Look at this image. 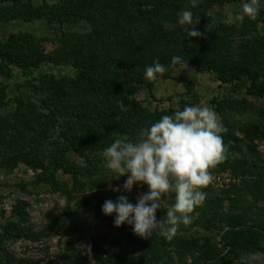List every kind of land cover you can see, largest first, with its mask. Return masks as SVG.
<instances>
[{
  "label": "rangeland",
  "instance_id": "rangeland-1",
  "mask_svg": "<svg viewBox=\"0 0 264 264\" xmlns=\"http://www.w3.org/2000/svg\"><path fill=\"white\" fill-rule=\"evenodd\" d=\"M117 1L76 0V9L65 11L71 8L60 0H33L19 9L21 19L6 21L2 16L16 6L0 1V43L12 44L14 54L32 65L24 69L13 64L12 79L0 75V237L13 222L12 228L30 234L0 241L8 264H70L72 251L78 264H98L93 239L100 236L115 264L154 259L155 264H213L233 251L224 240H230L231 232L264 225V139L247 132L253 127L264 131V0H258L254 19L242 21L236 19L241 0H199L196 8L189 0H125V9ZM180 9H190L193 20L199 19L195 27L201 37L189 40L177 23ZM92 51L116 61L117 67L111 64L108 72L89 73L93 82L80 80L74 60ZM173 56L180 58L176 65L171 64ZM192 57L198 63L187 66ZM157 60L165 62L167 70L152 81L142 78L145 67ZM225 73L235 79L225 82ZM42 76L65 79V85L76 82L83 90L68 112L80 107L87 118L68 121V130L62 118L57 124L45 117L48 112L40 106L48 94L33 90ZM97 85L109 88L108 98ZM31 102L38 111L31 112ZM186 105L208 106L217 113L225 129L222 158L208 170L211 179L200 189L204 201L172 239L158 231L149 238L134 234L138 241L150 242L146 252L147 246L131 237V226L116 228L113 217L101 208H79L76 203L126 195L135 204L147 186L124 192L127 177L103 168V150L119 134L135 140L140 128ZM64 132L74 138L75 149ZM77 144L85 147L88 160ZM19 153L32 164H10ZM109 185L121 191L113 192ZM174 195L163 194L158 221L174 203ZM18 206L24 209V220L15 219ZM234 215H244V224L232 227V219H227ZM74 227L82 232H74ZM230 264H264V251Z\"/></svg>",
  "mask_w": 264,
  "mask_h": 264
},
{
  "label": "clouds",
  "instance_id": "clouds-1",
  "mask_svg": "<svg viewBox=\"0 0 264 264\" xmlns=\"http://www.w3.org/2000/svg\"><path fill=\"white\" fill-rule=\"evenodd\" d=\"M199 0H189L191 8ZM258 13V0H241L237 20L254 19ZM177 23L187 32L189 40L201 37L196 30L199 19L193 20L190 9L177 12ZM194 25V26H193ZM179 57L173 56L176 65ZM158 60L146 66L144 78L152 81L166 71ZM224 126L217 113L208 106H184L172 115H163L154 123L139 129L135 140L119 134L102 152V166L119 178L126 176L122 189L130 193L136 185H146L147 192L130 203L126 195L115 201L106 200L101 206L105 216L113 217L116 228L131 226L133 234L149 238L154 231L172 239L178 227L191 222V213L205 199L200 189L211 179L209 169L221 158ZM118 178V179H119ZM110 181V180H109ZM109 188L120 192L121 188ZM174 193V203L166 209L163 219L157 220L163 194Z\"/></svg>",
  "mask_w": 264,
  "mask_h": 264
},
{
  "label": "trees",
  "instance_id": "trees-1",
  "mask_svg": "<svg viewBox=\"0 0 264 264\" xmlns=\"http://www.w3.org/2000/svg\"><path fill=\"white\" fill-rule=\"evenodd\" d=\"M1 2H5V1H11L14 2L16 7H13L12 9H10L9 11H6V15L2 16L1 19H3L4 21L6 20H10V19H21V16L19 15L18 12H20V8H27L29 5H32V1L33 0H0ZM63 4H65L67 7L66 8H71V10H65V11H72V9H76V0H60ZM107 3L109 2V4H111V0H106ZM117 1V0H116ZM188 1V0H186ZM235 1V0H234ZM236 1H240V0H236ZM118 7L125 9L128 7L129 3H126L125 0H118ZM137 1H134L135 4ZM33 9V8H32ZM116 13L119 12L118 9L115 10ZM9 17V18H7ZM98 30V29H97ZM99 36H103L104 32H101L100 30H98V33H96ZM77 36V34H76ZM92 37V36H91ZM107 39H109L108 36H106ZM98 38V37H97ZM107 43V41H105ZM107 45V44H106ZM14 48L13 45L10 44L8 42V44H3L0 43V75L4 76L6 79H12L13 78V74H12V65L13 64H19V66H21L22 68H26L27 66L31 65L30 62L26 61L24 58L15 55L13 52ZM102 54H107V53H102ZM75 55H80V54H75ZM110 57V56H109ZM108 57V58H109ZM74 59V58H73ZM39 60V59H38ZM192 61H188L187 62V66H189L190 64H197L198 62H196L195 58L192 57L191 59ZM27 62V63H23ZM75 62L73 63L75 68L77 69V72L79 73V78L80 80H85L87 79V81L89 80L90 82H93V79L89 76V73H97L99 70H105L106 72H108L111 64L115 65L114 69H116L117 64L115 63L116 61L113 60H108L107 61V57L103 58L101 54L96 53V51H92L91 55L88 56L87 58H78L74 60ZM40 61H37L36 64H38ZM161 64L165 65V62H163L162 60L160 61ZM32 66V65H31ZM226 78L224 79L225 82H232L233 77L232 76H228V74L225 73ZM142 78H144V73L142 75ZM71 81V80H70ZM138 83L141 81L139 78L136 80ZM144 81V80H142ZM69 82V80H68ZM73 83L70 85H65L66 84V80L62 79V80H54L51 77H47V76H42L40 77V81L39 84L37 86L33 85L34 88L33 90L35 91V93L37 94H42L45 93L48 94L45 99L42 101L41 103V109H45L46 112H48V114L45 115V117H49L51 121H53L54 123H57L60 121L58 120V118H62L64 123H69L68 121H75V120H84L87 118V114L86 112H83V110L80 109V107H75V109L73 110V112L69 113V105H71V103L74 101V99H77V92H80L81 95V91L83 90L82 88L79 87V85L74 82L71 81ZM131 85V82H129L128 86ZM150 88L151 83L148 81L147 84ZM98 87H96V89H103L104 90V96L103 98L107 97L110 95L109 94V88H106L105 85H97ZM128 86H126L127 91L132 90V88L130 89ZM107 89V90H105ZM85 91V90H84ZM86 92V91H85ZM29 108L31 110V112H36L38 111V106L35 105L33 102H31L29 104ZM68 130L70 129V123L67 125ZM2 132L1 127H0V133ZM248 133H251V137L254 138H260V139H264V131L261 130L258 127H253L250 129V131H247ZM62 135L66 138V142H68L73 149H75L74 144H72V142L74 141V138H68L67 137V132L62 133ZM11 135H9L6 138H9ZM83 144H86V142H84ZM79 145V144H77ZM82 144H80L76 149L79 153H85V147H83ZM86 155V153H85ZM87 156V155H86ZM88 160V156L86 157ZM10 164L15 165L16 163H18L19 161H23L26 164H32V160L27 157L25 154L19 153L18 155L13 156L12 158H10ZM91 162V161H90ZM92 163V162H91ZM59 165L63 166L64 168L66 167V163H60ZM74 167L75 165L72 164ZM73 166H71L73 168ZM109 200L105 199V198H94L92 199V201H87L84 199H81L79 201H77L76 206L77 207H89L92 208L94 210H98L100 211V208L102 206V204L104 203V201ZM112 200V199H110ZM114 201V200H113ZM16 217L15 219L18 217L20 220H24L25 219V214H24V209L22 206H18L16 207ZM232 219V220H230ZM227 220H230L232 222L231 226L232 227H237V225L240 224H244V222L246 221V217L244 215L238 216V215H234L231 216L230 218H228ZM14 223V222H13ZM10 224V226L8 227V230H6L2 236L0 237V241H13V240H19L25 237H29L30 234H28L27 232H25L23 229L21 228H17L15 229L14 227L12 228V226H14L15 224ZM74 232H82V230L77 229V227H74ZM131 237L133 239L136 240V242H140L137 240V236H135L134 234H131ZM230 240L228 239V237H225V244L228 246H231L233 248L232 252H229L226 256H223L219 259H217V261L213 264H230L232 261L236 260H240L243 257L253 254V253H257V252H261L264 251V225H259L258 227L255 226H248L243 232H231V235H229ZM94 241V251H95V256L97 258V262L98 264H115L114 260L111 258L110 254L108 251L104 250V241L102 239V237H97L96 239H93ZM142 243V245H146L144 242H140ZM147 243V248H144L145 251L147 252L148 250H151V248L149 246H152L150 244L149 241L146 242ZM72 251L71 254H69L67 256V260H69L70 264H78V262H76L74 260L75 257V253ZM107 255V256H106ZM155 260V261H154ZM149 260L147 262V264H155L156 259ZM0 264H8V262L5 259V256L3 254L2 251H0Z\"/></svg>",
  "mask_w": 264,
  "mask_h": 264
}]
</instances>
